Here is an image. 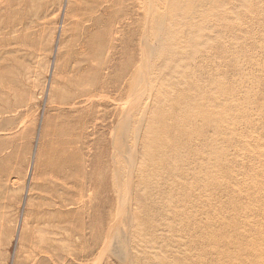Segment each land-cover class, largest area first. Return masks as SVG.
<instances>
[{
	"label": "rangeland",
	"instance_id": "rangeland-1",
	"mask_svg": "<svg viewBox=\"0 0 264 264\" xmlns=\"http://www.w3.org/2000/svg\"><path fill=\"white\" fill-rule=\"evenodd\" d=\"M0 264H264V0H0Z\"/></svg>",
	"mask_w": 264,
	"mask_h": 264
}]
</instances>
